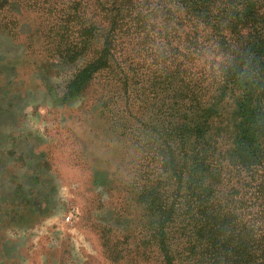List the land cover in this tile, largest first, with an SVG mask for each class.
<instances>
[{
	"label": "trees",
	"instance_id": "1",
	"mask_svg": "<svg viewBox=\"0 0 264 264\" xmlns=\"http://www.w3.org/2000/svg\"><path fill=\"white\" fill-rule=\"evenodd\" d=\"M21 11L140 154L133 264H264V0H0V30Z\"/></svg>",
	"mask_w": 264,
	"mask_h": 264
},
{
	"label": "rangeland",
	"instance_id": "2",
	"mask_svg": "<svg viewBox=\"0 0 264 264\" xmlns=\"http://www.w3.org/2000/svg\"><path fill=\"white\" fill-rule=\"evenodd\" d=\"M22 15L0 30V264H133L125 180L140 154L76 82L84 58L49 56Z\"/></svg>",
	"mask_w": 264,
	"mask_h": 264
}]
</instances>
